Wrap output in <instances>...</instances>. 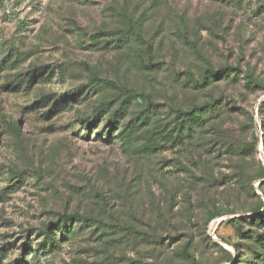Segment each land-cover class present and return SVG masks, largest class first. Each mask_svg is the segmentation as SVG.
<instances>
[{"label": "rangeland", "instance_id": "374dc122", "mask_svg": "<svg viewBox=\"0 0 264 264\" xmlns=\"http://www.w3.org/2000/svg\"><path fill=\"white\" fill-rule=\"evenodd\" d=\"M263 102L264 0H0V264H264Z\"/></svg>", "mask_w": 264, "mask_h": 264}, {"label": "trees", "instance_id": "16d2710c", "mask_svg": "<svg viewBox=\"0 0 264 264\" xmlns=\"http://www.w3.org/2000/svg\"><path fill=\"white\" fill-rule=\"evenodd\" d=\"M235 1V0H234ZM239 1V0H236ZM245 78L247 80L248 86H253L256 88H263L262 83L258 81L256 78H254L250 73L244 74ZM234 76V78H238L239 75H237V69L234 67H228V68H222L218 71H214L212 69H205L203 72V75L200 79V81H197L194 79V77L190 74V80L195 84L196 87H204L207 84L216 82L218 80H225L227 78H231ZM37 76H32L30 79V84H33L36 80ZM97 83H103L100 79L93 78L91 80L92 86H95ZM222 106V104L218 103L217 100H212L210 103H207L205 105H194L189 110H182L177 109L176 115V128H175V136L172 138V142L176 144V146H179L181 149L184 147L185 149L192 144V142L196 139V136L200 134V132H203L206 130L205 128L210 127V122L213 120L214 116L218 114V109ZM262 108H264V102L262 103ZM107 106L101 105L96 109V112L98 114L101 113H107ZM116 119L112 118L111 123L116 124ZM127 129L121 131L122 140L126 143H130L133 145L134 139H135V125L132 123V125H129ZM153 145H151L152 147ZM264 178V170L261 175ZM264 195V192H263ZM264 207L263 204H261L256 210V215L251 218L253 222H260L259 224L264 223V214H257L261 211V209ZM61 222L63 225L60 224L47 227V231L50 230V227L56 226L57 230H60V232L64 233V228L68 226V223L75 222H81V223H88L92 222V220L84 215L81 214H73V215H63L61 217ZM234 223L237 225L240 224V220L236 219L234 220ZM257 242L261 246V250L264 252V237L257 240ZM28 248V247H27ZM181 256L188 260L190 264H200L199 261L195 258L193 254L189 252V250L185 247L181 252ZM229 262H234L232 257L228 258Z\"/></svg>", "mask_w": 264, "mask_h": 264}]
</instances>
